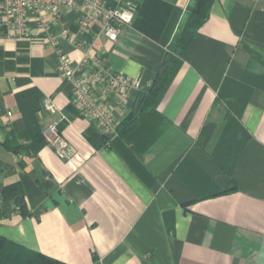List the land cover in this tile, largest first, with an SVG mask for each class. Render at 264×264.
<instances>
[{
  "label": "crops",
  "instance_id": "0c3cea01",
  "mask_svg": "<svg viewBox=\"0 0 264 264\" xmlns=\"http://www.w3.org/2000/svg\"><path fill=\"white\" fill-rule=\"evenodd\" d=\"M126 1L138 11L116 42L102 20L84 26L65 6L57 47L35 24L33 38L0 37V235L65 264H264V0H215L146 119L99 148L58 49L141 79L114 113L119 125L191 2L104 3ZM46 98L56 112L42 110ZM54 123L69 159L46 139Z\"/></svg>",
  "mask_w": 264,
  "mask_h": 264
},
{
  "label": "built area",
  "instance_id": "2783aa9c",
  "mask_svg": "<svg viewBox=\"0 0 264 264\" xmlns=\"http://www.w3.org/2000/svg\"><path fill=\"white\" fill-rule=\"evenodd\" d=\"M105 0H0V37L15 39L33 38V25L41 30L50 45L57 47L52 36V25L60 18L59 8L65 6L83 13V25L99 19L104 24V34L111 42L119 38L122 27L130 26L135 20L138 6L126 1L111 10ZM59 74L72 87L73 100L80 115L93 123L106 138L116 135L118 122L114 119L117 109L126 103L130 91L140 90V78L131 79L123 73H112L97 58L90 55L80 62H73L67 53L58 49ZM91 65V69H90ZM88 68L90 70H88ZM87 69V70H86ZM42 110L57 111L51 98H46ZM47 141L61 159H69V143L58 134L57 123L45 132Z\"/></svg>",
  "mask_w": 264,
  "mask_h": 264
},
{
  "label": "trees",
  "instance_id": "16d2710c",
  "mask_svg": "<svg viewBox=\"0 0 264 264\" xmlns=\"http://www.w3.org/2000/svg\"><path fill=\"white\" fill-rule=\"evenodd\" d=\"M215 0H191L186 15L159 66L151 86L137 93L131 112L119 123L116 134L124 139L146 119L158 102L161 94L175 73L181 59L192 43L197 31L210 16ZM106 137L97 135L92 143L104 147ZM98 141V142H97ZM230 189L226 192H230ZM16 206L24 217L30 212L23 198L16 200ZM0 264H65L42 253L32 251L0 235Z\"/></svg>",
  "mask_w": 264,
  "mask_h": 264
}]
</instances>
